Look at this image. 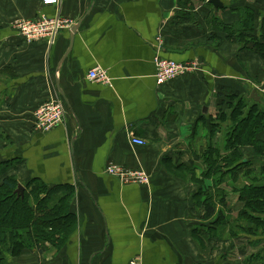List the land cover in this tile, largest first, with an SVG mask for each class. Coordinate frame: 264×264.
Listing matches in <instances>:
<instances>
[{
	"label": "crops",
	"instance_id": "obj_1",
	"mask_svg": "<svg viewBox=\"0 0 264 264\" xmlns=\"http://www.w3.org/2000/svg\"><path fill=\"white\" fill-rule=\"evenodd\" d=\"M222 2L216 10L209 0H0V134L8 141L0 137V161L19 159L9 175L24 188L72 185L78 219L61 250L47 243L8 256L9 264H264V238L258 246L246 237L207 239L208 222L194 207V194L214 185L202 177V151L211 139L224 148L211 120L232 95L255 91L264 102V59L215 30L238 24L248 7L260 38L264 0ZM40 16L68 22L52 46L17 30ZM160 34L162 56L197 61L200 71L159 86ZM95 68L111 85L88 79ZM57 97L66 119L42 133L37 108ZM133 134L147 145H133ZM111 164L145 171L150 185L122 183L107 173ZM229 203L237 215V196Z\"/></svg>",
	"mask_w": 264,
	"mask_h": 264
},
{
	"label": "trees",
	"instance_id": "obj_2",
	"mask_svg": "<svg viewBox=\"0 0 264 264\" xmlns=\"http://www.w3.org/2000/svg\"><path fill=\"white\" fill-rule=\"evenodd\" d=\"M239 11L238 24L217 22L215 30L242 48L252 44L264 59V30L257 37L254 11L248 7ZM211 127L215 137L221 133L224 148L211 139L202 151V177L214 185L193 197L195 209L209 225L204 229L205 237H246L256 239L249 243L258 246L264 238V102L250 98V94L232 95L225 110L211 120ZM16 161L19 159L0 161V264H9L8 256L18 258L25 250H38L47 243L61 250L78 226L73 211L74 187L32 182L26 185L24 195H18V179L8 175L19 163ZM186 172L195 177L196 170ZM230 193L241 203L236 216L229 203ZM256 257L261 259V255Z\"/></svg>",
	"mask_w": 264,
	"mask_h": 264
},
{
	"label": "built area",
	"instance_id": "obj_3",
	"mask_svg": "<svg viewBox=\"0 0 264 264\" xmlns=\"http://www.w3.org/2000/svg\"><path fill=\"white\" fill-rule=\"evenodd\" d=\"M46 7H56L60 0H41ZM68 22L58 18L40 16L35 20H28L18 24L17 30L27 40V42L46 41L50 46L55 44L59 33L66 28ZM160 34L157 36L156 56L154 64L156 66V80L159 86L165 85L180 77L197 73L201 69L197 61L178 62L162 56L163 39ZM90 81H96L105 85H111V79L101 68H95L88 74ZM67 109L64 101L60 98H51L37 108L35 113L36 128L42 133L51 132L62 125L66 119ZM132 144L144 147L147 142L144 139L132 135ZM107 173L118 178L124 184H138L142 186L150 185L148 173L141 169H129L117 165H109ZM130 264H142L140 258L133 259Z\"/></svg>",
	"mask_w": 264,
	"mask_h": 264
},
{
	"label": "water",
	"instance_id": "obj_4",
	"mask_svg": "<svg viewBox=\"0 0 264 264\" xmlns=\"http://www.w3.org/2000/svg\"><path fill=\"white\" fill-rule=\"evenodd\" d=\"M209 2L214 5L215 9L216 10H219V9H223L225 6H224V3L222 2V0H209ZM77 27L73 28L72 29V37H71V41L73 42V39H74V35L76 34V31H77ZM62 94V93H61ZM251 98L256 100V101H260V96L255 92L253 91L252 94H251ZM207 112V109H205V113ZM25 193V188L23 187V185L19 184V187L18 189L16 190V194L18 195H24Z\"/></svg>",
	"mask_w": 264,
	"mask_h": 264
},
{
	"label": "rangeland",
	"instance_id": "obj_5",
	"mask_svg": "<svg viewBox=\"0 0 264 264\" xmlns=\"http://www.w3.org/2000/svg\"><path fill=\"white\" fill-rule=\"evenodd\" d=\"M232 1H238V0H232ZM65 29V28H64ZM252 48H254L253 46H252V44L250 45ZM242 47V46H241ZM246 48V47H245ZM248 48V47H247ZM0 137H1V139H2V141L4 140L6 143H8V141H7V139H5L6 137L4 136V135H1L0 134ZM9 171H11V170H9ZM9 171H8V175H9ZM236 216V215H235ZM6 255H8V253L6 252Z\"/></svg>",
	"mask_w": 264,
	"mask_h": 264
}]
</instances>
